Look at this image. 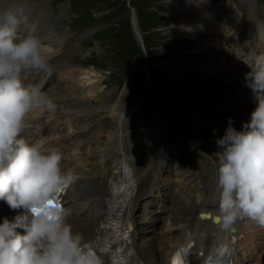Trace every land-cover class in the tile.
I'll return each instance as SVG.
<instances>
[{"label":"rangeland","instance_id":"1","mask_svg":"<svg viewBox=\"0 0 264 264\" xmlns=\"http://www.w3.org/2000/svg\"><path fill=\"white\" fill-rule=\"evenodd\" d=\"M25 1L27 5L26 6L27 12L26 14L22 15L23 17L21 16L22 20H26V21L27 20L29 21V19L34 20L39 17V14L43 13L44 10L47 9L52 10L54 15H60V25H57V28L60 29L59 34L56 33V30H53L50 27L51 31L44 38L47 41L45 40L42 41L46 43L49 42V44L52 45V51L54 56H61V59H63L65 62L74 63L75 59H78L80 62L84 63L83 64L84 70L82 71H80L78 68L72 69L70 66H63L59 71V73H61V70H65L66 71L65 78H67L66 80H69L73 83V87L71 88V90H68V92L72 94L70 97V104L68 105L67 110L71 112H75L70 114L71 119L74 118L73 120L70 121V123L76 124L78 121L81 120L82 128L86 129L85 125L90 120V124H92L95 128L94 132L92 131L90 132L91 135L97 133V135L99 134L102 138L107 134V129L112 128L113 125L115 124V119L118 116L117 114L113 113L115 111V108H117L122 104L116 111H121V108H124L126 110V108L131 106V104L135 103V101L138 98H140L141 95L143 96L145 91L144 88L147 85L148 73L143 71L145 67L143 66L142 69V65H143L142 62L143 60L146 59L152 62L151 70L155 69L154 71H156L161 69V71L158 72L159 77L160 76L162 77L161 82L157 80L156 83L157 85L163 86L165 94L169 96L168 101L170 104L163 106L157 105L156 104L157 101L153 100L155 98L161 97L162 94L161 95L157 94L158 90L154 87V81L153 79H151L152 76L150 77V75L148 74L149 75L148 94L145 96L142 103L143 113L144 112L147 113L148 110H150L155 105V107L156 106L159 107L156 109L157 112L156 117L152 116V118L153 119L155 118L156 121H158L161 117L166 116V117H170L178 125L188 122L189 124H191V128H193L194 131H200L196 128L197 126L194 122V119L187 118L184 115V113L182 114L181 111H179V109L182 110V108L174 106L176 99H180L185 97L186 95L187 96L190 95L192 89L195 88L193 79L196 74L195 71H199V70L193 68L191 71H188V69H191L192 66H189L187 65V63H185L187 61L186 57L193 59L196 57H201L200 55L202 54L201 52L202 50L208 51L207 49L212 48L213 46V51H214L213 54L210 53L208 55L211 56L219 55V59L218 57H216L215 60L210 59V61L212 63L214 62L226 63L227 60L228 62L230 61V59L227 56V54L230 52V46L228 43L239 45L241 47H246L248 49L250 48L251 50V48H254L252 44H254L255 41L249 42V39L253 40L255 37L258 38V36L259 37L264 36V28L261 30L262 32H260L259 30L257 33L252 35L253 37L252 36L250 37L249 33L244 32L245 30L248 31L249 30L248 28L243 29L239 25H232L231 23L226 24L225 22H229L227 20H224L223 24L222 23L219 24V20L221 21L223 18L222 15H220V12L222 10L228 7L230 8V10L233 11L236 8L233 1L230 0H226L225 5H218L217 7H215L214 12H211V8H212L211 4L214 3V1L209 0L208 4L209 3L211 4L208 5V9H209L208 13L213 14L215 16L217 15V19L215 20V22L213 24H210L211 26L203 25L202 27L201 26L199 27V26L191 25L188 30L182 33L180 32L175 33L174 30H170L169 27L170 23L166 17L165 12L167 9L171 8L174 2L178 1L179 4L181 5L185 2L184 0H25ZM235 1L239 4L245 16L248 17L249 12L252 11L254 12L255 15V10H256L259 13L258 15L261 16L262 19H264V14H263L264 0H255L254 3L252 2V0H248L249 3H247L245 0L242 1L235 0ZM257 2H259V4ZM128 3H130V5L133 4L134 6L133 5L132 6L136 10H137L136 7H138L140 16L139 13L137 14L136 12L135 19L131 17L133 7L128 6ZM18 5L19 3H16L10 5L8 8H14L17 7ZM201 6H203L201 8V13H202L203 10H206V6L203 4V2ZM247 7L249 9V12L247 11ZM86 9L90 10L89 17L91 18V22L87 26H83L81 23L79 25H73L71 22L72 16L79 15V12L81 10H86ZM4 14L5 12H2L0 13V16ZM250 17L251 16H249V18ZM255 18L257 19V22H262L264 25L263 20H261L257 16H255ZM239 19H244V16L242 15L241 11L239 14ZM14 20L18 21L17 19ZM82 20L86 21V18L82 17ZM73 21L77 22L75 20ZM134 23L136 24L137 27L141 29L143 33H145L146 46L149 49L150 53H148L146 46H145V50L143 51L142 44L139 43L136 40V38L131 35L130 31L134 34L133 31ZM16 25L17 23L15 24V26ZM218 25H220L221 32L217 31ZM39 26H41V24ZM199 29L203 32L201 35L191 34L192 36H188L191 31L194 33L195 30L198 32ZM3 30L0 31V41L3 44H5V41L2 39L3 37H5L3 35L4 33ZM66 30H72L75 32L69 33L71 39L62 42L61 41L63 38L62 34ZM207 30L210 37H207L208 35H206ZM231 30L233 31L240 30L241 31L240 34L243 36H241L237 40H234L232 34H230ZM246 35L250 37L247 40L244 39ZM213 38H218V39L213 40ZM219 42H223L222 48H220L221 44ZM32 44L37 49L40 48L38 46L39 43H32ZM232 49L235 50L236 48L234 47ZM44 51H41L42 53L41 52L38 53L35 52V50H32L30 53L31 57L28 58L32 60L34 57V53H37L36 55L38 59L42 60L41 57L44 56L45 54ZM50 51L49 50L46 51V54L48 53L47 57L50 55ZM3 52L4 50L2 51V53ZM94 52H96L99 61H96L95 65H93L94 67L85 66L90 60H94V57H89ZM164 54L166 56H163ZM126 58H128L129 61ZM0 59H1L0 60V65H1V63L5 62L3 61V59H10L9 53L5 51L3 54H0ZM259 60L261 61L260 64L263 65L262 70L264 71V53L261 55ZM163 62L165 64H171L172 66L170 68L174 72H166V70L161 67L163 66L162 65ZM221 67L222 66L219 65L216 68H221ZM82 68L83 67L80 65V69ZM211 69L212 68L210 69L201 68L200 70H202V72L205 71L211 72ZM132 74L133 76L130 79ZM184 74L187 75L192 74L193 76L189 78L187 75ZM87 75H91L92 79H88ZM130 80L133 82L135 87L132 86L127 89L128 97L127 99H124V95H122L123 90H125V87H128L129 83L127 82ZM89 81L92 83H89ZM58 84L62 85V82L60 81ZM201 85L205 88L211 87L210 85L205 83H201ZM45 86L46 85H44V88ZM23 88L25 87H21V89ZM21 92L22 90L17 91L19 95ZM263 95L264 92L261 94V96ZM21 96L22 97L25 96L24 92L21 93ZM22 97L19 98L18 100L19 103L23 100ZM10 99H13V95L10 97ZM72 102H74L75 104ZM5 103H7L5 104V106L10 105V108L12 109L16 108L15 104H13L14 106L11 107L12 102L9 103L7 101ZM148 103H151L149 108H148ZM93 108H96L98 111H93ZM172 108H174V110H171ZM12 111L9 114H11ZM41 111L42 109L35 107L30 115V118L37 117L38 115H40L39 113H41ZM0 113L2 115L4 112L0 111ZM79 116L82 117L80 118ZM75 117H79V118H75ZM6 118L7 119H5V122L9 124L6 120L13 117L7 116ZM144 118L146 119V117ZM190 120H192V122ZM152 121L153 120L149 121L151 122L150 123L151 126L146 127L143 130L141 129L137 130V128H132L134 126L129 119L128 122L127 121L125 122V125L127 124L126 126L128 127V129H132V130L134 129L133 131L137 133L135 137V141L132 143L134 147L142 144L143 136L147 138L146 141L147 147L151 146L152 144L158 148L163 147L162 143H160L157 138L159 130L153 127L154 122ZM28 125L31 126L30 123ZM16 126L17 125L11 124L8 127L10 129L7 132V135L9 134V138L5 141L6 142L8 141L9 143L8 142L7 144L3 143L4 145L1 143L0 145V169L4 165H6V161L11 158L13 152L16 150L17 140L21 137V135H24L26 131L25 128L21 129L20 126H17L16 128ZM30 126L29 128H31ZM163 126H165L166 129H169L172 133L175 132V129L168 127L167 123H164ZM115 128L116 127L108 131V134L106 135V142L113 140V137L114 138L116 137L117 130ZM149 128L151 129L150 132H148ZM38 130H40V128H38ZM35 132L38 131L36 130ZM202 134L203 136L208 137L206 134L204 133ZM68 137L69 136H65V139L68 141V146L67 149L64 151V157H67L69 155L70 152L68 151L69 149L70 150L80 149L82 146L81 143L76 142L74 138L69 139ZM174 138H176V135L174 136ZM211 140L214 141L213 139ZM97 142H100V137H97ZM214 142L219 143L217 141ZM219 144L222 146L223 149H225L221 143ZM176 146H178V144L175 145V147ZM194 146L197 150H199L200 145L195 144ZM228 148L234 149L236 151L234 147L229 146ZM183 152L187 153V149L184 150ZM136 156L138 160L139 159L138 154H135V157ZM142 156L143 158H145L144 153L142 154ZM161 156L164 159L165 156L164 155ZM134 161H136V159ZM31 164H34L32 158L31 161L27 163H25L22 159H19V162L18 164H16V166L22 173L33 167V165L31 166ZM4 176H8V173L5 174ZM0 190L1 191L5 190L6 192H10L12 188L7 187V183L5 181V182H1ZM263 193L264 190L260 192L259 195ZM0 210L3 214L0 215V220L2 221L5 220L4 214L6 213V210H4L2 207H0ZM156 221L157 219L153 218V225L156 224ZM245 223H247L248 225H250L251 223L256 225V223L253 221L245 222ZM21 228H22V223L15 224L13 229L11 228L9 231L10 233L9 237H7L4 230L0 227V264H17V263L28 264L25 258L23 257V255L21 254L17 255L20 260L18 258H15L18 260L15 259L13 260L11 256L12 245L16 244L17 249L18 250L21 249L19 240L16 238L15 239L16 241H13V236L16 235L18 232H20ZM245 231L243 232L247 236ZM22 232L24 231H21V233ZM259 233L260 234L264 233V230H260ZM251 236L253 237V239H251ZM248 237L250 238L249 243H251V245L254 246V243L257 241V236L255 232L253 231V233H251L250 235L248 233ZM244 238L246 239V237ZM165 239L166 242H168L169 238H165ZM2 245H7V246L6 248L2 249ZM25 248L27 249L28 252H31L34 251L35 246L34 245L32 247L26 246ZM252 255L253 254L251 255L247 254L246 257H251ZM257 255H258L257 258L258 260L261 261L262 259H264V250L261 252V254L258 253ZM32 257H36L39 263V260L41 258L40 254L36 255L34 252ZM249 264H256V261L250 262Z\"/></svg>","mask_w":264,"mask_h":264},{"label":"bare ground","instance_id":"2","mask_svg":"<svg viewBox=\"0 0 264 264\" xmlns=\"http://www.w3.org/2000/svg\"><path fill=\"white\" fill-rule=\"evenodd\" d=\"M184 1L185 2L181 5L179 4L178 1L174 2L173 5L171 6V8L167 9L165 12L166 17L170 23V26H169L170 30H174L175 33L185 32L186 30L189 29V27L191 25H195V26H199V27L200 26L202 27L203 25H210V24H213L215 22V20L217 19V16L208 13V11H209L208 6H206V10H203V12L201 13V8L203 7V6H201V4H202L203 0H184ZM210 1H214V3H212V4L209 3L212 6L211 12H214L215 7H217L218 5H225L226 4V0H210ZM254 1L255 0H252L253 3H254ZM16 3H19V5L17 7L8 8L10 5H13ZM24 6H27V5L24 4L23 0H0V13L5 12L4 15L0 16V27H1L0 31H2L3 29H6L9 26L14 27L16 23H17V25L15 26V28L20 27L19 26V17L21 16V14L27 12L26 7H24ZM190 9H192V10H190ZM220 13L222 14L223 18L221 21L219 20V24L220 23L223 24L224 20H227L229 22H225L226 24L231 23L232 25H239L243 29L248 28L249 30L248 31L245 30L244 32L249 33L250 37L252 35H254L255 33H257L259 30H260V32H262L261 30L264 28V25L262 22H257V19L255 18L254 13H251V15H250L251 17L248 19V21H244V19H239L240 11L237 8H235V10L232 11V10H230V8L227 7L224 10H222ZM14 19H17L18 21H15ZM192 21H193V23H192ZM228 27H230V26H228ZM27 29H30V27L29 28L27 27ZM220 29H221L220 25H218L217 31L221 32ZM32 32H33V27L30 29V33H28V34L30 35V34H32ZM240 32H241L240 30H236V31L231 30L230 34H232V37L234 38V40H237L241 36H243L240 34ZM177 35H179V34H177ZM29 37H31V36H29ZM250 37L246 35L244 39L247 40ZM69 39H71V37H70V34L67 33V34L63 35V38L61 41L65 42V41H68ZM216 39H218V38H213V40H216ZM256 40H257V37H255L253 40L249 39V42H254ZM33 43H35V42H33ZM61 45H63V44H61ZM12 46L16 49V51H13V52L7 51L9 53L10 59H3V61H5V62L1 63V65H7L11 69H17L16 63L13 60H11V58H15V59L18 58L19 60H30V58H28V57H31L30 53L32 50H35V52H38V53L45 50L44 56L41 57L42 59H44L47 57V54H48V53L46 54V51L47 50L50 51L52 49V47L49 44H44V45L38 44V46L40 47L38 49L33 44L32 45H25V46H23V45L17 46V45L13 44ZM207 50L208 51H203V50L201 51L202 54L200 56L202 58L196 57L193 59V58H187L186 57L187 61L185 63H187V65H189V66H192L196 70L201 69V68L210 69V68H213V66H214L215 70L219 69V71L222 72L223 68H224L223 63H221V62L220 63H216V62L212 63L210 61V59L208 58V54H210V53L213 54V52H214L213 46H212V48H209ZM182 62H184V61H182ZM219 65H221L222 67L216 68ZM203 73L211 74V72H209V71H205ZM151 75H152V73H150V76ZM0 76L6 83H8L10 81V76L7 74V72H4L1 70ZM132 76H133V74L131 75L130 79L132 78ZM87 77H88V79H92L91 75H87ZM195 80H196V78L194 76V79H193L194 83H195ZM89 83H92V82L89 81ZM127 83H129L128 87H125V90H123V94H122V95H124V99H127V97H128L127 89L129 87L134 86V84L131 80L128 81ZM0 85L3 86L2 83H0ZM194 87L195 88L192 89L190 95H188V96L186 95L183 98L176 99L174 106L182 108V110L179 109V111H181L182 114L184 113V115L187 118L194 119V122L197 126L196 128L198 130H200L201 133H204L208 137L213 139L214 141L221 143L226 150H231L233 152H236L234 149H230L228 147L231 146V147H234L236 149L237 142H245L248 140V137L246 135L242 134V131H241L242 124L244 123V121L250 116V114L255 109L256 110H258L259 108L261 109L260 105L263 102V100H260V103L257 107L252 106V107H249V108L242 110V111H236L234 109L233 103H235L236 101L243 102V101L249 100L250 98L246 94H243L241 97L237 98V100L235 101L233 99V96L231 94H229L228 92H223V91H220L218 89L213 90L211 87L205 88L201 85V83L196 84ZM89 91H91V90H89ZM21 93H20V95H21ZM88 94H89V92H88ZM261 97L264 98V95ZM231 104H233V105H231ZM12 106H14V105L12 104L11 107ZM120 106L115 108V111L113 112V113L117 114L118 116L123 114V112L125 110L124 108H121V111H116ZM36 108L42 109L41 107H36ZM15 109H18V107L14 108L13 110H15ZM41 113H42V111H41ZM41 113H39V114H41ZM3 114L5 115V113H3ZM152 116H154V115L152 114ZM126 121H127V118L125 116L124 122H126ZM190 121L192 122V120H190ZM10 125L11 124H7L4 121V119L0 120V145H1V143L7 144L8 141L6 142L5 140H7L9 138V134L7 135V132L10 130L8 128ZM28 126H30V125H28ZM47 126L50 128V126L48 124H47ZM16 128H17V126H16ZM117 128L121 129L120 125H118ZM36 130L38 132L40 131V130H38V128H36ZM38 132H35V133H38ZM68 138L73 139V137H68ZM176 147H178V146H176ZM121 148H124V147L122 146V147H120V149ZM249 148H251V146H247L244 149L247 150ZM126 150L128 151V149H126ZM133 157H134V160L135 159L137 160V156L135 157V153H123L121 156L118 157V159L125 160V159H132ZM164 159H166V158L164 157ZM142 193H143V190L139 189L138 195H142ZM4 215H5L4 216L5 220H2V221L0 220V227L4 230L6 236L9 237L10 229L11 228L13 229V227L15 226V224L13 225V223H11V222H13L16 218H18L20 216V214L17 213L16 211H11V212L6 211V213ZM247 232L250 235V228L246 229V231H245L247 236L244 235V237H246V239L244 237L242 239H238L236 242V245H235L236 250H238L240 248H242V249L246 248L243 251L245 256L247 254H249V255L254 254V252H255L254 246H252L251 243H249L250 238L248 237ZM252 233H253V231H252ZM22 234H24V232H22L21 235ZM79 234L80 233L77 232V235H74L72 232H70L68 234H62L61 236H58V234L55 235V238L57 239V241L55 242V240L53 238L50 241V244L46 246V251H47L48 255L44 254V253H40L41 258H40L38 264H41V263H43V264H56L59 261V259L64 255L66 249L69 251V248H67L69 243L72 240L76 239ZM196 239L198 240V243L200 245L201 237L196 236ZM251 239H253L252 236H251ZM7 241H8V239H7ZM6 246L7 245H2V249L6 248ZM192 252H193L192 256H191L192 264H203V260L198 253V245L194 246V248L192 249ZM73 253L74 252H72L71 255H73ZM152 254L153 255H151V258L154 259V264H160V260L162 259V257L157 255V253L155 254L153 251H152ZM204 261H205V259H204ZM17 264H20V263H17Z\"/></svg>","mask_w":264,"mask_h":264}]
</instances>
